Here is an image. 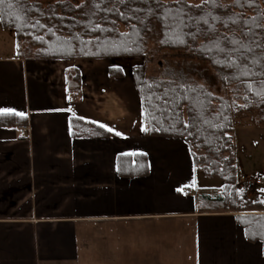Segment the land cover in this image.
Instances as JSON below:
<instances>
[{
    "label": "crops",
    "instance_id": "obj_1",
    "mask_svg": "<svg viewBox=\"0 0 264 264\" xmlns=\"http://www.w3.org/2000/svg\"><path fill=\"white\" fill-rule=\"evenodd\" d=\"M10 48L0 57V110L24 113L28 124L0 127V264H131L138 250L145 264H167L162 227L170 220L194 229L192 264H264L263 243L249 242L238 213L221 209L223 183L196 171L188 145L144 137L130 76L110 77L111 60H23L16 43ZM73 68L82 74L83 98L70 105ZM80 117L120 134L74 138L71 121ZM122 154L148 156L150 175L120 178ZM261 192L264 184L250 196ZM93 225L95 244L87 235ZM80 233L89 240L83 246Z\"/></svg>",
    "mask_w": 264,
    "mask_h": 264
},
{
    "label": "trees",
    "instance_id": "obj_2",
    "mask_svg": "<svg viewBox=\"0 0 264 264\" xmlns=\"http://www.w3.org/2000/svg\"><path fill=\"white\" fill-rule=\"evenodd\" d=\"M2 29L15 33L23 60L147 62L162 51L182 52L217 73L223 94L197 80L151 78L147 63L130 70L109 69L110 77L130 76L142 104L144 137L183 140L196 171L223 183L222 210L251 243L264 251V192L236 187L235 121L250 116L264 128V0H208L202 4L162 0H4ZM82 74L67 73L69 104L83 98ZM248 118V117H247ZM14 114L0 115V127H24ZM74 138L116 137L80 118L71 121ZM148 156L122 154L118 174L150 175ZM209 189H204L207 191Z\"/></svg>",
    "mask_w": 264,
    "mask_h": 264
},
{
    "label": "rangeland",
    "instance_id": "obj_3",
    "mask_svg": "<svg viewBox=\"0 0 264 264\" xmlns=\"http://www.w3.org/2000/svg\"><path fill=\"white\" fill-rule=\"evenodd\" d=\"M162 1H186L191 4L199 5L207 2L208 0ZM0 34L5 35L10 39V41L7 42L2 39L0 40V57H8V55L14 52V49L10 48V46H13V48L15 46V33L10 35V32L2 29L0 23ZM144 63H147L148 76L151 78H183L187 80L192 79L193 81L197 80L211 86L216 94H223L222 87L219 85L218 75L210 67V65L194 58L192 59V57L182 52H173L169 50L162 51L159 55H156L154 58H150L147 62L141 59L123 60L118 63L114 61L111 62V64H114L115 66L121 65L127 70H130L134 65ZM234 123L235 132L232 136L234 137L235 149L237 150L236 180L238 177L240 184L242 183V180L247 182L244 186H241L240 189L247 188L252 191L253 187H258V185L264 184V181L258 179L263 177L261 174L264 175V128H258L250 116L237 117ZM249 195H251L250 192ZM166 224H168V227L162 228L168 230L167 241L169 243V247L167 251L162 252V254L163 256L166 255L167 264H192L191 260L193 259L195 253L194 229H192L191 233V229L189 227L188 230L184 227L188 224L183 223V221L179 222L178 220H170ZM89 228L90 229L87 230V235L89 234L90 238H92V241L94 242L93 244H95L96 227L93 225ZM152 229L154 233H158L156 226ZM85 241L89 240L80 233V243L82 246L85 244ZM120 253L121 260H124V254H128L129 249H121ZM139 253L142 252L138 250L137 258L131 260V264H134V261L135 264H145V255L141 256ZM158 254H160V251Z\"/></svg>",
    "mask_w": 264,
    "mask_h": 264
},
{
    "label": "snow or ice",
    "instance_id": "obj_4",
    "mask_svg": "<svg viewBox=\"0 0 264 264\" xmlns=\"http://www.w3.org/2000/svg\"><path fill=\"white\" fill-rule=\"evenodd\" d=\"M4 3V0H0V4H3ZM4 114H8L6 113L4 110H0V115H4ZM12 114H15V115H18V116H24V113H21V112H17V113H12ZM101 127H104V125H101ZM109 131H111L112 129H108ZM117 135H119L120 133H116Z\"/></svg>",
    "mask_w": 264,
    "mask_h": 264
},
{
    "label": "built area",
    "instance_id": "obj_5",
    "mask_svg": "<svg viewBox=\"0 0 264 264\" xmlns=\"http://www.w3.org/2000/svg\"><path fill=\"white\" fill-rule=\"evenodd\" d=\"M191 191H193V189H191Z\"/></svg>",
    "mask_w": 264,
    "mask_h": 264
}]
</instances>
